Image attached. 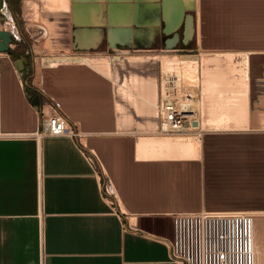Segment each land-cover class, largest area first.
I'll use <instances>...</instances> for the list:
<instances>
[{
	"label": "crops",
	"instance_id": "obj_1",
	"mask_svg": "<svg viewBox=\"0 0 264 264\" xmlns=\"http://www.w3.org/2000/svg\"><path fill=\"white\" fill-rule=\"evenodd\" d=\"M5 1L4 22L14 28L0 51V264H176L165 241L174 214L264 216V0H69L68 8H47L53 35L46 23L30 22L26 0ZM98 53L148 57L130 74L139 75L135 107L118 94L113 65L109 74L86 61L39 60ZM201 54L221 62L199 63L200 104L189 113L198 124L179 132L199 142L189 156L162 154L175 141L151 114L154 58ZM239 93L246 124L199 126L211 104L234 103L227 99ZM117 104L131 112L122 115ZM53 106L78 138L36 135L41 108ZM106 178L114 195L101 190Z\"/></svg>",
	"mask_w": 264,
	"mask_h": 264
},
{
	"label": "built area",
	"instance_id": "obj_2",
	"mask_svg": "<svg viewBox=\"0 0 264 264\" xmlns=\"http://www.w3.org/2000/svg\"><path fill=\"white\" fill-rule=\"evenodd\" d=\"M179 75H159L155 106L158 129L185 131L192 125L190 110L183 105L189 96L181 93ZM41 126L36 135L69 134L79 137L58 107L41 108ZM199 132V131H198ZM104 194L114 195L109 179L101 185ZM170 258L176 264H264V216L248 210H200L173 215L172 232L165 237Z\"/></svg>",
	"mask_w": 264,
	"mask_h": 264
},
{
	"label": "bare ground",
	"instance_id": "obj_3",
	"mask_svg": "<svg viewBox=\"0 0 264 264\" xmlns=\"http://www.w3.org/2000/svg\"><path fill=\"white\" fill-rule=\"evenodd\" d=\"M27 2H29V5L31 4V3H33V2H31V1H28V0H26ZM45 1V0H44ZM26 2V3H27ZM48 5L47 6H50L51 8H58V7H65V8H68V4H69V0H47V1H45ZM28 4V3H27ZM45 4V3H44ZM46 5V4H45ZM24 6H26V5H24ZM27 7H28V5H27ZM27 7H25V8H27ZM9 11V10H8ZM14 22V21H13ZM13 22H12V20L10 21H8V24L9 25H11V27L12 28H14V25H13ZM7 24V25H8ZM15 24V23H14ZM232 55V54H231ZM141 56V55H140ZM139 55H134V56H131V55H129V59L131 60V61H134V60H137V59H139V57H140ZM212 56V55H211ZM163 57H165V58H163V59H161V60H163V62L165 63L164 65L165 66H167L168 64H176V65H179L181 68H182V76L185 78V79H191L192 80V84H194L193 83V81L195 82V84H196V82H198V78H197V70H198V65H200L199 63H201V61H202V58L200 59V61H198V58L196 57V55H193V56H185V55H183V56H175V55H165V56H163ZM141 58V57H140ZM204 58V57H203ZM78 60V61H86V62H88L89 60H88V58H86L85 56H71V57H66V56H53V57H42V58H39V60H40V63L41 62H45V63H48V64H54V63H56V62H58V61H63V60ZM226 59H229V60H231V56H229V55H227L226 54ZM234 60V59H233ZM204 61V60H203ZM211 61H214L215 63H218L219 61H220V57L219 56H213V57H208L207 59H206V62H211ZM228 61V60H227ZM162 62V63H163ZM221 62V61H220ZM231 62V61H230ZM18 63H19V61H18ZM93 63V62H92ZM99 63V62H98ZM95 64H97L96 62H95ZM234 64V63H233ZM162 65V64H161ZM98 68H100L101 70H107L108 71V73H109V70H110V63H109V61H106V59H105V61L104 62H102V63H100V64H97L96 65ZM175 66V65H174ZM238 66V65H237ZM178 67V66H177ZM162 68H164V67H162ZM169 68V67H168ZM167 68V69H168ZM171 68V67H170ZM164 70V69H163ZM179 70V69H178ZM106 71V72H107ZM169 71V70H168ZM237 72H239V76H238V78H237V80L239 81V82H241L242 83V81H244V79H245V74H246V58H242L240 61H239V67L237 68ZM103 73V72H102ZM109 74H111V73H109ZM178 75H179V78H181L180 77V74L179 73H177ZM204 74V73H203ZM208 74V73H207ZM225 75V74H224ZM139 76V75H138ZM137 76V77H138ZM128 77V76H127ZM136 76H135V74H132V76H130V78H128V80L130 81V80H133V82H137V78ZM140 78H141V76H140ZM145 78V77H144ZM143 79V78H142ZM149 79V78H148ZM147 79V80H148ZM154 79V78H153ZM182 79V78H181ZM209 80V79H208ZM215 80V79H214ZM235 80V79H234ZM139 81V80H138ZM149 81V80H148ZM154 81V80H153ZM187 81V80H186ZM216 81V80H215ZM140 82V81H139ZM188 82V81H187ZM206 82V81H205ZM209 82V81H208ZM208 82H206L205 84H207ZM141 83V82H140ZM199 83V82H198ZM203 83H204V81H203ZM226 83V82H225ZM235 83V82H234ZM233 83V84H234ZM240 83V84H241ZM130 84V83H129ZM181 84V83H180ZM204 84V85H205ZM223 84V83H222ZM232 84V85H233ZM197 85V84H196ZM208 85H210V83H208ZM119 86V85H118ZM124 86V85H123ZM138 86V85H137ZM140 86V85H139ZM142 86V85H141ZM194 86V85H193ZM207 86V85H206ZM121 85L118 87V91L120 92V91H125V92H129V89L128 88H123L122 87V89H121ZM127 87V86H126ZM203 87V86H202ZM213 87V86H212ZM141 88V87H140ZM189 88V87H188ZM202 89V88H201ZM200 89V90H201ZM204 90H209V89H204ZM221 91V90H220ZM219 91V92H220ZM225 91V90H224ZM226 91H227V89H226ZM225 91V92H226ZM218 92V91H217ZM236 92V91H235ZM137 93V92H136ZM189 92L187 91V95L189 96V94H188ZM210 93V92H209ZM224 93V92H223ZM237 93V92H236ZM203 94V93H202ZM206 93H204V95H205ZM140 95V94H139ZM199 95V94H198ZM221 95V94H220ZM229 95V94H228ZM134 96V95H133ZM141 97V96H140ZM190 97V96H189ZM217 97V96H216ZM223 97V96H222ZM226 97V96H225ZM224 97V98H225ZM243 97H245V96H243V94L242 93H239V94H236L235 95V99L233 100V101H231V102H234V103H229V104H216V105H214V106H212L213 104H211V106H210V108L211 109H209L208 108V116L204 119V120H202V118H201V121H200V123H199V126L201 127V128H211V127H231V126H241V125H244V124H246V121L244 120V118H245V105H244V100H243ZM150 98V97H149ZM201 98V97H200ZM220 98V97H219ZM147 99V98H146ZM190 99V98H189ZM227 99V98H226ZM153 100V99H152ZM199 100V99H198ZM222 100V99H221ZM229 100H230V98H229ZM229 100H227L228 102H230ZM154 101V100H153ZM133 103V105H134V107H135V99L132 101ZM148 102H150V104H151V100H149ZM155 102V101H154ZM186 102V101H185ZM200 102H202V100L200 101ZM217 102V101H216ZM222 102H225V101H222ZM221 102V103H222ZM204 103V102H203ZM153 104V103H152ZM184 104H186L184 107L186 108V109H191L192 108V103H184ZM198 104H200V103H198ZM246 104V103H245ZM156 106V105H155ZM202 106V105H201ZM209 106V105H208ZM207 106V107H208ZM206 107V106H205ZM140 108V107H139ZM117 109L119 110V111H123V106H121L120 104H117ZM137 109H138V107H137ZM141 109H142V107H141ZM140 110V109H139ZM205 110H207V109H205ZM153 111V110H152ZM201 111H202V109H201ZM146 112V111H145ZM140 113V112H139ZM210 113V114H209ZM214 113H217V114H214ZM122 114V113H121ZM127 114V113H126ZM202 114V113H201ZM127 116V115H126ZM130 116V115H129ZM128 116V117H129ZM191 116V118H192V115H190ZM123 117H125V116H123ZM131 120V119H130ZM191 130V129H190ZM168 137H170V136H168ZM174 137V136H173ZM173 137H171L172 138V140L173 141H175L174 142V144L171 146V147H168L169 149H167V150H165V151H162V154L163 153H166V154H168V155H183V156H189V155H191V154H193L194 153V151H195V147H196V144H197V141H194V140H191V138L190 137H186V136H184V135H182V136H178L177 138H176V140L173 138ZM193 138H195V137H193ZM170 139V138H169ZM170 141H171V139H170ZM140 142V141H139ZM154 142V141H153ZM166 142V141H165ZM199 142V141H198ZM171 143H172V141H171ZM171 143H170V145H171ZM160 144V143H159ZM158 143H157V145H159ZM167 145V144H166ZM163 146V145H162ZM198 146V145H197ZM140 147V146H139ZM153 147V146H152ZM156 147V146H155ZM158 147V146H157ZM197 149V148H196ZM152 151V150H151ZM197 151V150H196ZM156 153V152H155ZM141 154V153H140ZM147 156V155H146ZM155 156V155H154ZM162 157V156H161Z\"/></svg>",
	"mask_w": 264,
	"mask_h": 264
},
{
	"label": "rangeland",
	"instance_id": "obj_4",
	"mask_svg": "<svg viewBox=\"0 0 264 264\" xmlns=\"http://www.w3.org/2000/svg\"><path fill=\"white\" fill-rule=\"evenodd\" d=\"M28 1H30V0H28ZM45 1H47V0H45ZM44 0H31V2H33V3H31L30 4V8L28 9V7H29V2H27V1H25V3H24V5H26L25 7H27V5H28V7L27 8H25L26 9V11L28 12V15H27V18H29V20H30V22L31 23H37V24H39V23H42V22H44V23H46V25H48L49 26V29H50V34L51 35H53L54 33H55V31H54V27H53V25L47 20V18L48 17H50V16H52L53 14H54V11H51V10H47V8L48 7H50V6H47L48 4V2L46 3ZM28 4H27V3ZM46 5H45V4ZM26 12V13H27ZM45 18V19H44ZM10 21H11V19H10ZM8 24V23H7ZM7 24H5V22L4 21H2L1 23H0V27L2 26L3 28H5L6 27V29H8V28H12L11 27V25H7ZM9 30V29H8ZM135 54H139V53H135ZM129 55H131V56H134L133 54H130V53H98V54H95L94 56H85L86 58H88V63H90V64H92V65H97V64H100V63H102V62H104L105 61V59H106V61H109V63H110V65H113L112 67H113V71H112V75L114 76V79H115V83H116V87H117V92H118V94L120 95V96H122L123 98H125L126 99V101H128L129 102V104H131V106H133L132 105V101L135 99V96H137V94H139V93H136L135 91H137L138 92V88H139V86H136L135 85V82H133V80H128V78H129V76H130V74L134 71V70H138V67H140V66H143L144 67V65L146 66L147 65V63H149V62H147L146 61V59H148V57L147 56H140L139 57V59H137V60H134V61H131L130 59H129ZM163 56H165V55H161V56H158L157 58H154V60L156 61V63H154V65H156V69H157V71H159V75H160V73L161 74H164L165 72H175V73H179L180 74V77L182 78L181 80H180V90H181V93H185V94H187V91L189 92L188 94H189V98L190 99H187V101L186 102H190V103H192V109H196V107H197V104L198 103H196L197 101V99H196V94H197V89H196V84H195V82L193 81V83L194 84H192V80L191 79H185L182 75V68L179 66V65H176V64H168L167 66H165L164 64V62H163V60H161V62L160 61H158L160 58L161 59H163V58H165V57H163ZM196 57H200V58H202V61H201V64L203 65V66H205L206 64H207V62H206V59L208 58V57H210L209 55H203V54H201V55H196ZM204 57V58H203ZM204 60V61H203ZM220 60H221V58H220ZM93 62V63H92ZM95 62L97 63V64H95ZM99 62V63H98ZM163 62V63H162ZM162 64V65H161ZM230 64H232L233 65V62L231 61L230 62ZM175 65V66H174ZM178 66V67H177ZM162 67H164V68H162ZM169 67V68H168ZM171 67V68H170ZM168 68V69H167ZM144 69V68H143ZM155 69V68H154ZM164 69V70H163ZM179 69V70H178ZM182 71H181V70ZM169 70V71H168ZM142 73V72H141ZM145 73H147V70H145ZM128 76V77H127ZM188 82H187V81ZM158 81H159V78H158ZM120 83V85L123 87V88H128L129 89V92L127 93V92H123V91H118V84ZM130 83V84H129ZM197 83V82H196ZM124 85V86H123ZM194 85V86H193ZM127 86V87H126ZM122 87H121V89H122ZM189 87V88H188ZM206 92V90H202V97L204 98L205 97V95H204V93ZM134 95V96H133ZM233 97H231L230 98V100H229V98L227 99V100H229V101H233L234 99H232ZM155 101V100H154ZM153 100H152V103H153V108H151V114H155V112H156V110H155V105H156V102H154ZM186 104H184V106H185ZM132 108V107H131ZM131 108H129L127 105L126 106H123V110H124V112H131ZM153 110V111H152ZM122 115H123V111H122ZM127 115V114H126ZM120 116V115H119ZM126 117V116H125ZM125 117H123L124 119H120V121H119V128L120 129H122L124 126H125V124H127V122H126V120L127 119H125ZM205 128V127H204ZM180 132V131H179ZM179 132H177V131H171L169 134H166V135H170V136H175V135H179V134H182V135H184V136H190V137H195V138H197L195 135L194 136H192V134H185V133H179ZM172 133V134H171ZM173 223V216L171 217V224Z\"/></svg>",
	"mask_w": 264,
	"mask_h": 264
},
{
	"label": "water",
	"instance_id": "obj_5",
	"mask_svg": "<svg viewBox=\"0 0 264 264\" xmlns=\"http://www.w3.org/2000/svg\"><path fill=\"white\" fill-rule=\"evenodd\" d=\"M2 0H0V5H2ZM4 19V16L0 14V21ZM13 40L12 31L6 28H0V51H6L9 48L10 43ZM198 121L193 120L192 125H197Z\"/></svg>",
	"mask_w": 264,
	"mask_h": 264
},
{
	"label": "flooded vegetation",
	"instance_id": "obj_6",
	"mask_svg": "<svg viewBox=\"0 0 264 264\" xmlns=\"http://www.w3.org/2000/svg\"><path fill=\"white\" fill-rule=\"evenodd\" d=\"M2 3L3 4L0 5V8H4L5 7L6 1L5 0H2ZM0 14L3 15L4 18H5V12L2 9H0ZM2 21H4V19Z\"/></svg>",
	"mask_w": 264,
	"mask_h": 264
}]
</instances>
